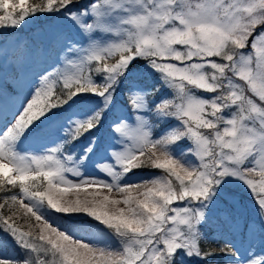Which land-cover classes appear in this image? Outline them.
Returning <instances> with one entry per match:
<instances>
[{
    "label": "snow or ice",
    "instance_id": "6c2138e0",
    "mask_svg": "<svg viewBox=\"0 0 264 264\" xmlns=\"http://www.w3.org/2000/svg\"><path fill=\"white\" fill-rule=\"evenodd\" d=\"M38 13L53 14L43 37L0 61L3 99L10 72L38 82L10 115L0 104V234L20 250L0 264H264V0H0V30ZM82 104L84 119L66 115ZM26 133L55 142L22 151ZM76 217L109 240L69 228ZM209 223L228 237L217 249L199 243Z\"/></svg>",
    "mask_w": 264,
    "mask_h": 264
},
{
    "label": "trees",
    "instance_id": "16d2710c",
    "mask_svg": "<svg viewBox=\"0 0 264 264\" xmlns=\"http://www.w3.org/2000/svg\"><path fill=\"white\" fill-rule=\"evenodd\" d=\"M46 0H29V4H35V3H44ZM88 0H80V3L86 4ZM53 18V14L50 13H38L35 17H30L29 21L25 23L20 29H9V30H0V61L3 60V57L5 55V52L8 53V65H14V60L11 55L12 49L10 48V41L15 40L18 42L19 45L23 46L28 43H32L35 41L34 35L42 31L43 29L49 27L48 23ZM56 20H60L61 18L59 16L55 17ZM12 77H17V73L10 72V81L13 80ZM156 83L155 79L149 80V87H151L153 84ZM59 88V85L56 86ZM123 88H127V83L122 86ZM10 91V85L9 89ZM159 98V97H158ZM120 101L123 104V107H121V104H118V110L121 109L123 112L127 113V118L129 121H132V116L130 113V109L127 108V101L126 97L123 95L120 96ZM79 110L84 113V116L87 112V105H79L77 108H74L69 111V113H66V115H71L72 112H75V110ZM54 111H59L54 110ZM147 115V113H146ZM166 125H162L161 128L165 127ZM111 130L105 125L103 130L98 134L101 137V145L104 144V141H107L109 138H111ZM87 138H82L80 142L76 143V145L72 148V150H75L77 148H82L86 142ZM157 173H159V170H156ZM153 174V170L143 169V170H137L136 174ZM131 175V174H129ZM254 181L259 185L262 179L264 177L259 176V172L256 173V175L253 177ZM240 194V199H242L243 204L247 207L249 212L254 211V199L252 197V194L249 189L239 190L235 189ZM0 195H3L0 193ZM33 220H27L26 218L20 216L19 214L16 217V222L20 225L22 230H29V225L32 224ZM69 228L75 229L76 231H80L83 227H89V228H95L98 229L101 233L105 234V236L108 238V235L106 233V230H104L103 225H98L97 222L93 221L90 217H76L72 220L66 221ZM202 237L199 241L201 246L205 249H217L221 247L224 242L222 241V233L218 227L214 223H209L202 229ZM109 239V238H108ZM0 241H2L3 244H5L7 247H10L13 252L16 253V256L20 254L19 248L16 246L15 242L11 240L9 237H5L3 234H0ZM115 243V241H112ZM226 254L220 253L218 254L214 259L215 261L213 264H227L226 261ZM192 264H200L198 260L192 261Z\"/></svg>",
    "mask_w": 264,
    "mask_h": 264
},
{
    "label": "rangeland",
    "instance_id": "374dc122",
    "mask_svg": "<svg viewBox=\"0 0 264 264\" xmlns=\"http://www.w3.org/2000/svg\"><path fill=\"white\" fill-rule=\"evenodd\" d=\"M59 21L60 20H58L57 22H59ZM47 29H48V27L43 29L42 31H40L36 35H34V39L37 40V38H42ZM96 35H97V37H99L101 35V33L97 32ZM17 44H18V42L15 40L10 41V48L13 50V47ZM17 81H19V82H17ZM35 83H38V82H35V77L31 72H29L27 74L17 73L16 79L10 81L9 94H10L11 99L10 100L9 99H3L2 96L0 98V104H5L10 109L9 115L11 114V111L15 110V106H14V104L16 103L15 99L20 98V100H23L25 97L30 96L31 88L35 86ZM20 107H21V105H18L16 108H20ZM119 110L122 111L121 109H119ZM77 118L84 119L85 116L80 113L77 116ZM165 127H163V128H165ZM160 131L161 130L158 129L157 133H159ZM25 136H26V138H22L20 145H19L20 150H22V151L39 152L44 147L50 146L52 143L55 142V141H53L47 137H38L35 135L29 136L27 133L25 134ZM114 142H115V134L112 133L111 138H109L107 141H104V144L100 146L99 154L106 155L105 148L108 145L113 144ZM86 146H87V140H86V142L82 148H77L73 151H80ZM258 172H259V170L257 171V173ZM96 174H97V171L95 169V165L89 164L87 166V168L85 169V175H96ZM100 175H103V174H100ZM151 175L152 174H143V173L135 174L134 177L129 175L128 177H125V180H129V182H137L140 179H147ZM69 178L71 179L72 177L69 175ZM232 187L234 189H239V190H244L247 188L246 186H244L241 183H236V184L232 185ZM113 195L115 196V193H113ZM85 229L87 230V233L84 234L86 239L91 238L92 240H96V241L100 242L101 244H103L105 241H107L106 238H104L103 235L99 231H97L93 228H91V229L85 228ZM222 236H223L222 241L224 243H226L228 241V237L225 234H223ZM0 254L7 256V257H10V258H15V255L13 253L12 254L9 253L5 248L1 247V244H0Z\"/></svg>",
    "mask_w": 264,
    "mask_h": 264
}]
</instances>
